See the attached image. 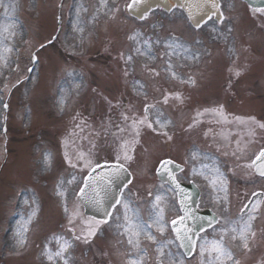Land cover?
<instances>
[{
    "label": "rangeland",
    "instance_id": "1",
    "mask_svg": "<svg viewBox=\"0 0 264 264\" xmlns=\"http://www.w3.org/2000/svg\"><path fill=\"white\" fill-rule=\"evenodd\" d=\"M128 1L0 0V264H64L58 257L49 261L44 253L45 249L55 253L65 240L72 245L64 254L68 264H80L83 254L84 264H131L133 261L139 264H209L215 254L210 256L205 252L201 255L200 245L205 242L210 245L222 235L225 246L239 259V264H264V201L255 211L254 206L259 205L257 201L245 213L240 212L254 192H264V180H227L221 171H216L218 166L226 169L227 160L206 157L202 151L208 149L201 143L198 145L202 149L189 147L185 157L189 161L182 158L178 152L182 146L175 143L173 135L174 112L169 106L163 107L166 110L160 107L159 97L162 98L163 91L157 88L160 83L161 87L173 91L180 79L183 82L189 74H197L192 94L201 100L208 98L209 103L227 102L223 66L243 68L239 79L228 74L232 80L228 92L230 104L239 108L245 104L247 111L260 112L264 121V68L261 75L258 60L251 55L247 58L251 49L236 51V46L222 42L227 20L220 28L210 21L200 28L203 32L196 35L198 32L190 29V34L177 11H152L138 21L127 14ZM223 5L226 12L233 9L231 23H234V31H239L240 40L251 39L250 33L259 26L254 21L251 23L250 11L238 0H223ZM205 36L213 48L207 44ZM261 37L263 39L264 34L255 30V38L249 43L256 46ZM173 40L183 47L169 49L167 45ZM181 40L190 43H181ZM145 41L151 45L150 53L145 52ZM231 46L233 50L228 48ZM138 48L140 52L136 51ZM32 55L39 58L37 71L31 66ZM128 56L132 57L130 61ZM262 57L264 59V53ZM198 58L201 62L198 66H204L201 71L194 65ZM169 63L177 74L174 78L168 71ZM155 69L159 75H155ZM242 79L245 80L243 87L240 85ZM252 83L260 85L257 89L249 88ZM185 86L188 87L181 83L179 87L189 92ZM134 94L152 96L142 99ZM242 95L250 97L244 101ZM256 96L261 98L260 110L253 99ZM200 99L196 102L201 103ZM146 104L154 105L148 111V119L157 131L143 127L142 139L130 164L132 180L120 200L122 204L128 203L130 219L151 223L152 203L156 195H161L165 231L161 234L153 226L151 232L155 241L141 234L138 246L135 238L134 243L129 244V234L124 232L125 209L121 204L86 241L82 237L84 227L80 225L81 210L69 223L77 208L75 193L86 168L85 162L71 154V142L78 148L96 152L102 147V136L113 125L112 121L122 119L123 115L133 118L135 111L142 113ZM157 119L169 123L160 129L155 123ZM160 130L167 132L171 141L165 144L163 138L166 137L161 136ZM182 141L186 148L187 141L183 138ZM101 152L102 148L98 154ZM253 152L251 149L249 155ZM193 153L197 154L195 159ZM46 155L50 159L47 165ZM165 156L186 162L184 177L197 179L202 189L201 202L220 215L216 225L198 236L192 263L183 260L169 230V220L178 214L175 194L154 174L158 161ZM221 179L227 182L228 198L221 188ZM61 181L64 197L57 195V185ZM65 204L68 212L64 210ZM250 215L256 217L251 229L256 234L249 240V249H243L238 233H232L231 229L238 228ZM224 229L227 233L222 231ZM27 235L29 247L25 252L19 251L21 245L17 241L25 240ZM233 235L237 236L236 240L232 239ZM76 236L81 239L77 240Z\"/></svg>",
    "mask_w": 264,
    "mask_h": 264
},
{
    "label": "snow or ice",
    "instance_id": "2",
    "mask_svg": "<svg viewBox=\"0 0 264 264\" xmlns=\"http://www.w3.org/2000/svg\"><path fill=\"white\" fill-rule=\"evenodd\" d=\"M145 3V0H131L130 3H128L126 5V8L133 10L135 8H137L138 5H141ZM204 3L210 5V10H219V4L217 3V0H204ZM176 5H173L172 7H175ZM157 7H159V5H157ZM169 10H171V8H169ZM198 10H203V4L198 5ZM254 12H258V13H264V8H256L254 9ZM213 14H215V12H213ZM147 16V10L145 11L144 14L141 15V19L146 18ZM211 16H208V19H211ZM197 27L200 26L199 22H197ZM134 37H130V39H132ZM144 44L147 46L145 49V52L150 53L151 52V45L149 44L148 41H145ZM43 47V46H41ZM167 47L169 49L175 50L176 48H182L183 45L179 44L177 41L173 40L170 41L167 45ZM137 52H140V49L138 48L136 50ZM145 52H141V55L145 54ZM122 59L124 58L123 55L121 57ZM33 59L35 60L36 57L34 56ZM132 59L131 56L127 57V60L130 61ZM168 71L171 73V75L173 77H175L177 74L175 71L172 70V65L171 63L168 64ZM237 75H239V72L236 73ZM155 75H159L158 72H155ZM190 83H194V80H190ZM176 99H180L179 94L176 95L175 97ZM169 100V96L165 95L163 97V102L166 104L168 103ZM5 107H7V105H5ZM151 107H154V105H145V113L147 114V112L149 111V109ZM205 111H208L207 109ZM215 111V110H213ZM198 115H201L200 113H198ZM218 115L221 116L222 119H226V117L223 116L222 111L218 113ZM123 119L125 121L129 120V117L127 115H123ZM239 119V118H237ZM254 120V118H252ZM157 125H159L160 129H163L166 127V125L169 123V121H165V122H161L159 119H157V121L155 122ZM199 123V121H193L192 125H189V128H192L195 124ZM143 125L144 127L151 129L153 132H156L157 129L153 127V123L151 121H149L147 119V115H145V117L143 119H133L132 120V129L135 133V139L131 142V148L129 146V142L125 141L124 143L121 144V150H122V156L121 155H117L115 162L109 164V162H105V165H101L99 163H97L95 165V167H92V161L91 160H86L85 161V167H89L91 168V171L94 172L96 168H100L102 166H107L109 167L110 171L107 173V175L109 176V184L113 183L114 178H119L123 175V173L126 171L125 168V162L130 161L133 159V156L130 154V151L134 150V145L136 143L139 142V136H140V126ZM259 127L264 128V124H260ZM119 131L123 132L124 129L120 128ZM164 136L167 137L168 140H171L172 137L168 136L167 132L163 133ZM197 156L196 153H193V159H195ZM65 158L67 159V153H65ZM79 159H84V154L81 153L79 156ZM123 161V162H122ZM69 163L71 164L72 162L69 160ZM174 162L171 160H164L161 162L163 168H162V174L165 175L167 177V180L165 181V183H167L168 181L171 182V185H174L175 187H169V191L171 192H176L177 195H180L182 193H184V189L181 186V181L177 178L175 172L173 171L172 168L168 167V165L173 164ZM45 164H50V159L49 157L46 155L45 157ZM73 167H75V164H72ZM207 167V166H205ZM248 167L253 168L255 170L256 173H258L261 177H264V149H261L259 154H257L255 156V159H253L250 164L248 165ZM176 168L179 169L180 171H183V168H181L179 165H176ZM157 171H161L160 169H157ZM195 171V169L193 170ZM217 172H219L218 169H216ZM89 176H91V172L89 173ZM220 176L222 177V174H220ZM73 180H75V177H73ZM69 183H72V181H69ZM127 183H131V180L129 179L127 181ZM216 181L213 180V185H215ZM226 180L221 179L220 180V184H221V188L222 190H224L225 192L227 191V187H226ZM63 184V181L60 182V184L57 185L58 188V192L57 195L64 197L65 196V191L61 189V185ZM163 184H161V188H163ZM88 187V184L85 183L84 187L80 188V192L79 195L83 196L85 193V189ZM124 187H127V184L124 185ZM177 190H179L177 192ZM122 195V193H121ZM149 195H152L151 192H149ZM255 195V194H254ZM186 198V196H182L180 204H181V209H183V203H184V199ZM163 202V197L161 195H156L154 198V201L152 203V209L154 210L149 217V220L151 221V223L147 222V221H143L142 219L139 220H132L128 217L127 215V211L129 209L128 203L127 202H123L120 199H116L115 200V204L112 205L113 208H115L116 205H121L122 207L125 209V215H124V219L126 221V226L124 227V232L129 234V240L128 243L129 244H133L134 240L133 238H135V244L138 246L139 245V237L141 236V234H144L148 240H156L155 235L152 234L151 229L153 228V226L156 227L157 231L160 232L161 234L164 233L165 231V220H164V211L165 209L161 206ZM97 207L99 210L104 211L105 216L106 217H110L111 213L107 211V209L104 208L103 205V201L102 200H98L96 201ZM259 205L254 206V211L255 208H257ZM65 212H68V208L65 204L64 207ZM33 216L35 215V212H33L32 214ZM80 212H79V207L77 206L76 210L72 213L70 219H69V223L71 224L73 219H75V217L79 216ZM256 217L254 215H250L248 217L247 220L243 221L239 227H233L231 229L232 233H238L239 239L243 242V248L244 249H249V237L255 236V232L251 231L252 229V221L255 219ZM31 219V217L29 218ZM188 219H200V218H195V217H191L188 212L185 210V214L182 216H177L176 219L171 221V224L174 226L173 230L176 232V236L177 239H179L182 243H181V247H186V248H194L196 245V240L193 238V236H198L199 232L204 231V228L201 227L199 229V231L196 230L195 224H193V226H189L186 223V220ZM107 220H95L94 223L95 225L98 227L101 223H106ZM177 224H179V226H177ZM26 230V229H25ZM74 231V230H73ZM223 232L227 233V229L222 230ZM96 234V227H92L90 228V230L88 231L87 235L84 236V239L87 241L88 238L94 236ZM77 240L81 239L80 236H76L75 237ZM56 239L58 241L62 240L61 237H56ZM233 240L237 239L236 235L232 236ZM18 245H23L24 244V239L21 238L17 241ZM71 242L69 241H63L60 246L59 249L55 252V253H51L49 252L47 249H45V255L47 256V259L49 261H52L54 257H58L62 260H64V264H68V260L64 259V254L68 251L69 248H71ZM200 252L201 255H203L205 252H208L209 255L211 256L213 253L215 254L214 259L209 261V264H227V262H231V264H239L238 260H235L233 257V253L225 246L224 243V236L222 235L221 238L219 240H215L212 241L210 243V245L208 244V242H205L203 244L200 245ZM161 254H163L162 250H161ZM131 264H139L138 261H133L131 262Z\"/></svg>",
    "mask_w": 264,
    "mask_h": 264
},
{
    "label": "water",
    "instance_id": "3",
    "mask_svg": "<svg viewBox=\"0 0 264 264\" xmlns=\"http://www.w3.org/2000/svg\"><path fill=\"white\" fill-rule=\"evenodd\" d=\"M248 3L252 5H261L263 4L264 0H245ZM203 4V10H198V5ZM159 5V7H162L164 9H169L173 5L179 6L183 9L185 14L187 15L188 19L193 23L194 25H197V22H200L204 20L207 16L210 14H213L215 12V16L219 17V10H210V5L204 3V0H145V3L138 5L137 8L130 10L132 14L135 16H141L145 13V11L149 10L150 8ZM168 167L172 168L173 171L177 170L176 164H170ZM162 164L160 163L159 167L157 169H160L161 171L156 170V174L159 179L166 181L167 177L162 174ZM110 171L109 167L102 166L100 168H96L94 172L91 173V176H88L85 183L88 184V187L85 189V198L84 195L81 196L87 213H92L98 216L106 217L104 211H101L98 209L96 201L102 200L104 208L107 209L109 212L111 206L115 203V200L118 199L120 189L123 186V184L129 179V176L126 172L123 173V175L119 178H114L113 183L109 184V176L107 173ZM168 183L171 185V182L168 181ZM172 187H175L174 185H171ZM182 188L184 189V193L178 195L179 198V204L181 201L182 196H186L183 203V209H181L182 215L185 214V210L188 212V214L191 217L200 218V219H188L186 220V223L189 226H193L195 224L196 230L199 231L201 227L205 228L209 226L211 223L215 222V215L211 214L208 210H199L196 207L197 203V196L198 192L196 191L194 185L190 184H184L181 183ZM179 190H177L178 192ZM95 201L93 202V198H95ZM181 208V204H180ZM179 226V224H177ZM172 230L173 225L171 224ZM174 235L176 236V232L173 230ZM177 238V236H176ZM195 239V235L193 236ZM179 243L182 242L177 239ZM185 251L189 252L191 249L183 247Z\"/></svg>",
    "mask_w": 264,
    "mask_h": 264
},
{
    "label": "flooded vegetation",
    "instance_id": "4",
    "mask_svg": "<svg viewBox=\"0 0 264 264\" xmlns=\"http://www.w3.org/2000/svg\"><path fill=\"white\" fill-rule=\"evenodd\" d=\"M253 123V127L250 124L246 123L245 119L240 120L241 125L230 124L229 121L222 119V126L218 128L219 131L226 133V139L229 140L232 134H238V139H244L245 136L253 139L255 137V127L258 124L257 121L250 119Z\"/></svg>",
    "mask_w": 264,
    "mask_h": 264
}]
</instances>
